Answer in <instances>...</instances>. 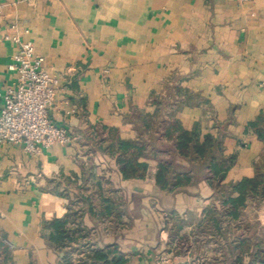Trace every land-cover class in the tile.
I'll return each instance as SVG.
<instances>
[{"label":"crops","instance_id":"obj_1","mask_svg":"<svg viewBox=\"0 0 264 264\" xmlns=\"http://www.w3.org/2000/svg\"><path fill=\"white\" fill-rule=\"evenodd\" d=\"M9 32L32 41L59 79L49 116L71 140L38 155L0 144V264H79L84 250L108 247L124 264L190 261L205 209L220 188L254 176L264 148L249 128L264 112V0H0L2 94L17 79ZM152 116L176 119L200 142L223 137L236 162L219 182L161 188L159 161L171 156H155L152 142H171ZM115 139L147 142L143 176L123 177ZM257 208L248 200L221 226L237 238L257 224ZM54 218L66 221L63 245Z\"/></svg>","mask_w":264,"mask_h":264},{"label":"trees","instance_id":"obj_2","mask_svg":"<svg viewBox=\"0 0 264 264\" xmlns=\"http://www.w3.org/2000/svg\"><path fill=\"white\" fill-rule=\"evenodd\" d=\"M152 121L160 122L164 128L162 134L170 140L171 144L164 147L157 146L153 140L152 153L166 154L171 156L169 159H160L156 182L163 189H176L179 186L190 184L193 179L207 178L213 183L220 181L226 171L236 162V156H226L223 153V137L207 135L203 142H200L198 136L190 131H186L179 126V122L170 118L169 120L150 117ZM150 124L148 125V127ZM264 143V112H261L253 122L249 124ZM104 133H112L110 128H104ZM155 138V137H154ZM157 139V138H155ZM148 146L143 141H126L121 139L113 140L111 145L112 152L119 153L120 170L124 178L141 177L147 171V163L139 162V157L148 156ZM176 153L188 159V167L172 161ZM255 173L253 177L243 178L237 182L229 184L227 188H220L212 205L205 209L204 217L206 221L212 224L219 231L222 228L221 221L229 219H238L241 210L245 207L249 199H254L258 204L264 203V148L259 159L254 163ZM223 215V216H222ZM223 217V218H221ZM66 221L54 218L49 226L55 235L52 239L61 240L62 245L69 239L66 229ZM251 234H238L237 238L231 242L232 252L237 251V263H243V256L247 253L252 242ZM257 244L255 254L250 252L251 260L247 264H264V250L261 248V239L255 238ZM4 255L9 257L10 252L7 247L3 248ZM116 249L108 247L105 249L88 248L82 252L79 258V264H124L125 260L121 256H116ZM64 264H73L71 259L66 257Z\"/></svg>","mask_w":264,"mask_h":264},{"label":"built area","instance_id":"obj_3","mask_svg":"<svg viewBox=\"0 0 264 264\" xmlns=\"http://www.w3.org/2000/svg\"><path fill=\"white\" fill-rule=\"evenodd\" d=\"M16 28V25L11 26L12 30ZM5 38L18 44V52L8 66L17 73V79L4 94L0 83V144H21L27 153L38 155L44 148L69 143L70 132L54 124L49 116L60 88L59 79L49 72L45 57L37 53L32 41L22 40L11 32ZM169 262L167 254L156 260V264Z\"/></svg>","mask_w":264,"mask_h":264},{"label":"rangeland","instance_id":"obj_4","mask_svg":"<svg viewBox=\"0 0 264 264\" xmlns=\"http://www.w3.org/2000/svg\"><path fill=\"white\" fill-rule=\"evenodd\" d=\"M250 202H254L257 207H260L262 204H258L256 200L249 199ZM223 216V215H222ZM255 220H257V224H254L250 227H246L244 229L245 234L252 235V244L250 250L245 253L242 262L246 264L251 260L250 252L255 254L257 248L255 245L259 241H255V238L261 239V248L264 250V212L261 208H257V212H254L252 216ZM223 218V217H221ZM205 219V217H203ZM226 220H231L229 218L221 221L222 223ZM263 222V224H262ZM221 223V225H222ZM176 231H174L175 233ZM243 232V231H240ZM232 233V232H231ZM237 234V233H236ZM235 234V236H236ZM236 237H231L228 230H225L224 227L220 229V231L215 228L212 222L206 221L204 222V226L197 228V242H195V248L192 253L193 256L190 258V261L187 262H199L200 264H215L216 262L220 263H232L237 264L236 257L237 251L232 252L231 240ZM186 242H180L181 248H186ZM188 250V249H187ZM240 254V253H239ZM238 254V255H239ZM242 264V263H241ZM259 264V263H258Z\"/></svg>","mask_w":264,"mask_h":264}]
</instances>
